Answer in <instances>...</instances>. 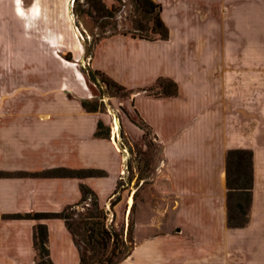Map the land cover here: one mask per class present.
Here are the masks:
<instances>
[{"label": "crops", "instance_id": "crops-1", "mask_svg": "<svg viewBox=\"0 0 264 264\" xmlns=\"http://www.w3.org/2000/svg\"><path fill=\"white\" fill-rule=\"evenodd\" d=\"M5 1L10 15L21 19L15 14L13 1ZM100 1L108 6L112 0ZM151 1L159 6L167 38L144 40L126 35L106 38L94 48L91 68L126 89L148 87L158 78L175 84V96L154 97L138 92L130 100L142 121L166 149L168 146L172 224L179 225L196 242H212L215 254L214 249L221 247L220 241H226L230 247L236 239L225 228L224 173L228 151L241 149L251 153L250 206L254 207L256 184L260 183L264 193V56L253 57L246 50L245 57L239 56L226 44L222 48L214 38L207 37L204 31L209 34L210 27L206 30L212 22L200 3L204 0ZM224 1L233 5L228 22L242 11L263 16L264 4L257 3L258 0ZM238 2H242L239 7ZM16 43L6 36L0 38V64L20 69L14 78L11 72L6 76L8 86L0 103V172L8 174L0 177V264L35 263L37 225L45 228V248L51 264H78V251L64 222L31 215L58 213L74 205L81 196L80 186L95 194L99 207H105L118 179L119 152L111 139L93 137L100 119L98 114L86 112L78 103L68 100L63 104L44 100L30 103L29 87L24 83L28 72H23V65L29 60V43L23 37ZM238 63L245 66L243 74L236 72ZM254 65L259 69L256 73ZM37 74L43 80V85L32 86L38 100L47 97L60 102V96L56 95L60 80L47 85L45 73ZM14 91L19 94L13 95ZM58 168L99 170L105 175L84 178L38 175ZM263 224L264 218L251 216L246 227L235 231H248L255 238L264 235V229L257 228ZM171 238L168 234V239ZM136 252L150 259L149 252L142 254L134 248L130 257L119 264H145L134 257ZM257 254L256 251L252 254L251 264H264V254Z\"/></svg>", "mask_w": 264, "mask_h": 264}, {"label": "rangeland", "instance_id": "rangeland-1", "mask_svg": "<svg viewBox=\"0 0 264 264\" xmlns=\"http://www.w3.org/2000/svg\"><path fill=\"white\" fill-rule=\"evenodd\" d=\"M12 1L15 14L17 12L22 18L10 15L8 2L0 0V38L6 36L13 44H17L22 37L23 40L28 39L29 60L23 65V72H28V80L24 83L29 87L30 103L37 104V101L44 100L46 103L63 104L68 100L78 103L84 111L86 110L82 103H86L88 108H96L91 113L100 117L97 121L101 124L99 132L105 136L100 139L112 140L114 134L115 146L119 152L118 179L114 193L107 200L105 207H98L105 214L106 226L115 231H122V238L126 237L131 226L130 255L134 248L142 254L149 252L150 259L145 254H134L136 259L138 257L145 264H251L255 251L257 255L264 254V235H256L254 238L248 231H235V228L227 227L226 219L225 228L234 234L236 239L232 238L230 247L226 241H220L221 247L214 249L215 254L210 246L212 242H196L190 235L181 231L179 225L172 224V200L168 194L166 156L168 146L166 149L153 130L142 121L130 100L131 95L138 92L157 97L159 89L152 83L148 87L132 90L116 82L123 91L108 88L94 73L97 70L91 68L94 48L106 38L115 35L154 38L150 33V17L145 8L138 6L141 1L112 0L111 4L106 6L97 0L106 11L101 9V5H95L97 11H94L89 0ZM230 2H200L204 7L205 16L210 17L212 22L211 26H207L206 31L210 27L209 34L205 31L204 34L214 38L222 48L226 44V47L237 52L239 56L245 57L246 51L248 54L251 51L253 57L264 56V12L261 16L262 14L253 15L242 11L241 15L232 16V20L228 22L226 19L232 13L233 7ZM257 3L264 4V0H258ZM241 4L242 2H238L237 7ZM12 50L15 55V47ZM69 63L73 65L70 66ZM235 67L238 74L245 72L243 64L238 63ZM256 67L257 65L253 66V73L259 71ZM10 72L14 78L20 69L14 65L0 64V103L8 86L5 78L10 76ZM38 72L45 73L44 83L47 85L57 84L60 80V91L56 92V95L60 96V102H57L56 98V101L52 102L53 99L47 100V97L38 100V94L32 88L33 85H43ZM19 84L20 82L17 85ZM16 92L14 91L13 95L19 94ZM113 119L117 122V130L114 133ZM229 171L233 174L232 167H229ZM101 172V176H104L105 173ZM255 190L254 207L250 206L247 221L251 216L256 219L264 218V193L261 192L260 183L256 184ZM250 192L252 196L253 182ZM92 198L87 196L85 203L68 211V222L75 226L78 222L77 215L86 213V209L95 214L91 206ZM235 198L232 197L230 202H237ZM246 226L247 224L244 227ZM258 227L263 230L264 224ZM168 234L172 236L171 239H168ZM75 240L80 248H85L86 255H91L78 233ZM251 245L257 249L253 250Z\"/></svg>", "mask_w": 264, "mask_h": 264}, {"label": "trees", "instance_id": "trees-1", "mask_svg": "<svg viewBox=\"0 0 264 264\" xmlns=\"http://www.w3.org/2000/svg\"><path fill=\"white\" fill-rule=\"evenodd\" d=\"M138 6L149 15L151 21L150 33L152 37H141L144 40H165L167 38V30L159 18V6L151 0H140ZM89 4L95 9V5H101V9L106 11L102 4L97 0H89ZM99 76L100 81L108 88L113 87L116 90H124L115 82L106 77L99 71L94 72ZM154 85L159 89V95L163 97H172L176 94L175 84L169 80L158 78ZM83 108L87 112H94L96 108H88L86 103H82ZM100 122H97L93 136L95 138H105L100 134ZM229 167H232L233 174H230ZM8 174L0 172V177ZM17 176H25L26 173H16ZM41 177H67V178H84V177H100L101 171L86 170H68V169H52L38 174ZM251 153L248 150H231L226 153L225 157V186H226V225L228 228H243L247 224V212L251 204ZM114 193V192H113ZM80 199L74 205L64 208L58 213H42L34 214L35 218H58L64 222V225L70 233L72 240L78 251V264H119L125 260L132 250L131 226L128 228L126 237L122 238V231H115L113 228L106 226L105 214L98 207L96 196L88 188L80 186ZM87 196L93 197L91 206L94 208L95 214L86 209V213L77 215L78 222L75 226L68 222L70 216L66 213L75 206L85 203ZM232 197H236L237 202H230ZM77 230V231H76ZM81 237V242L91 252L86 255L85 248H80L75 240L76 234ZM46 231L44 226L37 225L34 228V247L36 249V260L34 264H51L47 250L45 248Z\"/></svg>", "mask_w": 264, "mask_h": 264}, {"label": "bare ground", "instance_id": "bare-ground-1", "mask_svg": "<svg viewBox=\"0 0 264 264\" xmlns=\"http://www.w3.org/2000/svg\"><path fill=\"white\" fill-rule=\"evenodd\" d=\"M113 121V128H112V131H113V133L117 130V122H116V120L115 119H113L112 120ZM120 124V123H119ZM114 134H112V140H113V142L115 143V141H114Z\"/></svg>", "mask_w": 264, "mask_h": 264}]
</instances>
